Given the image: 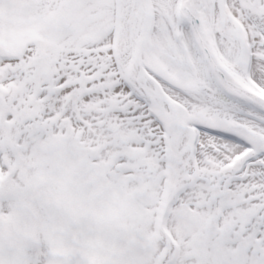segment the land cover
<instances>
[{"label": "snow or ice", "instance_id": "obj_1", "mask_svg": "<svg viewBox=\"0 0 264 264\" xmlns=\"http://www.w3.org/2000/svg\"><path fill=\"white\" fill-rule=\"evenodd\" d=\"M0 264H264V0H0Z\"/></svg>", "mask_w": 264, "mask_h": 264}]
</instances>
